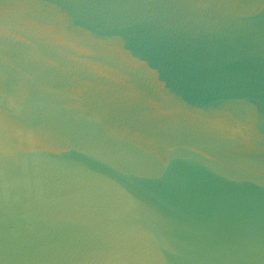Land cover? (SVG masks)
Instances as JSON below:
<instances>
[{"label":"water","instance_id":"obj_1","mask_svg":"<svg viewBox=\"0 0 264 264\" xmlns=\"http://www.w3.org/2000/svg\"><path fill=\"white\" fill-rule=\"evenodd\" d=\"M0 264H264V0H0Z\"/></svg>","mask_w":264,"mask_h":264}]
</instances>
